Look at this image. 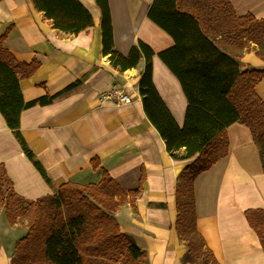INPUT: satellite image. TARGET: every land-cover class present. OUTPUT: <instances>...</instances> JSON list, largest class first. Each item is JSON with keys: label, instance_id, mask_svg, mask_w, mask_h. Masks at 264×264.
<instances>
[{"label": "crops", "instance_id": "crops-1", "mask_svg": "<svg viewBox=\"0 0 264 264\" xmlns=\"http://www.w3.org/2000/svg\"><path fill=\"white\" fill-rule=\"evenodd\" d=\"M79 1L92 15L94 24L78 36L53 29L29 0L0 2V38L8 32L4 48L20 63L33 60L40 63L36 72L19 81L23 100L54 95L78 83L52 104L23 110L20 115L21 136L51 185L25 156L1 113L0 164L4 165L15 193L27 201L52 195L67 182L98 184L102 170L124 191L133 190L138 186L143 167L145 183L136 208L127 204L115 214L121 232L132 237L146 252L148 264H195L184 261L188 249L175 230L176 186L194 158L176 160L167 153L164 141L145 115L138 94L143 59L137 68L124 73L113 69L103 55L101 13L95 0ZM153 1L108 0L114 49L127 56L138 42L148 45L154 52V76L155 58L172 48L174 42L148 19ZM230 2L237 16L251 14L264 19V0ZM255 52L254 47L245 52L242 62L262 70L264 60L257 58ZM153 83L182 127L177 121L179 111L162 96L154 80ZM113 87L123 89L131 101L103 100L102 94ZM255 91L264 101V80ZM227 137L228 156L194 182L197 231L218 264H264V249L244 214L249 209L264 211L261 145L250 129L239 123L227 128ZM95 158L100 161L97 170L91 165ZM151 204L165 207L149 208ZM26 233V228L11 225L4 210H0V264H11L15 245Z\"/></svg>", "mask_w": 264, "mask_h": 264}, {"label": "trees", "instance_id": "trees-1", "mask_svg": "<svg viewBox=\"0 0 264 264\" xmlns=\"http://www.w3.org/2000/svg\"><path fill=\"white\" fill-rule=\"evenodd\" d=\"M29 1L53 29L65 35L78 36L93 27L92 15L79 0ZM95 4L101 13L103 55L112 68L124 73L144 61L138 92L145 115L164 141L167 153L176 160L196 157L179 176L175 191V230L188 249L184 261L218 264L197 231L194 182L228 156L227 128L232 124L248 127L261 143L264 101L255 88L264 80V69L250 67L242 58L254 45L255 55L264 60V19L251 14L237 16L230 0L153 1L148 19L174 42L158 57L178 80L187 101L180 127L153 83V50L138 42L127 56L116 51L109 2L95 0ZM7 34L0 38V113L25 156L50 185L45 170L21 136L20 115L23 110L52 104L78 83L25 102L19 81L36 72L40 63L18 62L3 46ZM260 145L264 167V146ZM91 165L97 170L99 159H93ZM144 183L143 167L137 188L127 192L102 170L98 184L67 182L51 196L27 201L15 193L0 164V210L11 225L28 229L15 245L11 264H148L146 252L121 232L115 217L125 204L136 208ZM244 214L264 249V211L249 209Z\"/></svg>", "mask_w": 264, "mask_h": 264}, {"label": "bare ground", "instance_id": "bare-ground-1", "mask_svg": "<svg viewBox=\"0 0 264 264\" xmlns=\"http://www.w3.org/2000/svg\"><path fill=\"white\" fill-rule=\"evenodd\" d=\"M154 64H155L156 69H155V73L153 76V80L156 86L158 87L160 93L167 100V102L176 111H179V114L176 113L177 121L180 125H182L184 121L186 107H187V101L180 87V84L178 80L175 78V76H173V74L170 71H168V68L166 66H165L166 68L163 66L164 64L159 59L158 55L154 60ZM114 88L124 91L123 89L119 87H113L112 89ZM111 90L104 92L101 98L103 100H111V99H106L103 97V95L109 93ZM112 101H114V99Z\"/></svg>", "mask_w": 264, "mask_h": 264}, {"label": "built area", "instance_id": "built-area-1", "mask_svg": "<svg viewBox=\"0 0 264 264\" xmlns=\"http://www.w3.org/2000/svg\"><path fill=\"white\" fill-rule=\"evenodd\" d=\"M103 97L111 100L114 99L116 103H129L131 101L127 93L117 88L112 89L109 93L103 95Z\"/></svg>", "mask_w": 264, "mask_h": 264}, {"label": "rangeland", "instance_id": "rangeland-1", "mask_svg": "<svg viewBox=\"0 0 264 264\" xmlns=\"http://www.w3.org/2000/svg\"><path fill=\"white\" fill-rule=\"evenodd\" d=\"M252 47L256 48V46H254V45L251 46V48H252ZM251 48H250V49H251ZM137 90H138V86H137ZM138 94H139V92H138ZM139 96H140V95H139ZM140 97H141V96H140ZM114 101H115V100H114ZM115 102H116V101H115ZM260 142H261L260 144H262V145L264 146V136L262 137V139H260ZM191 159H192V158H191ZM195 159H196V157H194L193 161H194ZM188 160H189V159H188ZM42 177H43V176H42ZM46 177H47V175H46ZM47 178H48V177H47ZM44 180H45V179H44ZM48 180H49V178H48ZM45 181H46V180H45ZM49 181H50V180H49ZM46 183H47V182H46ZM47 184H48V183H47ZM48 185H49V184H48ZM50 185H51V184H50ZM59 187H60V186H59ZM59 187H58V188H59ZM58 188H57V189H58ZM127 191H129V190H127ZM127 191H126V192H127ZM55 192H56V190H55ZM55 192H54V193H55ZM141 194H142V193H141ZM52 195H53V194H52ZM49 196H51V195H49ZM140 196H141V195H140ZM46 197H47V196H46ZM35 201H36V200H35ZM136 201H137V200H136ZM125 205H127V204H125ZM123 206H124V205H123ZM152 207H154V208H155V207H156V208H157V207L164 208L165 206H164V204H151V205L149 206V208H152ZM120 208H122V207H120ZM131 208H132V207H131ZM4 213H5V212H4ZM120 213H121V212H120ZM122 215H123V212H122ZM117 221H119V218H118ZM118 223H119V222H118ZM119 226H120V229H121V225H120V224H119ZM20 227H24V228H26L24 225H22V226H20ZM26 229H27V228H26ZM27 233H28V229H27ZM27 233H26V235H27ZM23 238H24V237H23ZM197 264H205V263L201 261V262H197Z\"/></svg>", "mask_w": 264, "mask_h": 264}]
</instances>
